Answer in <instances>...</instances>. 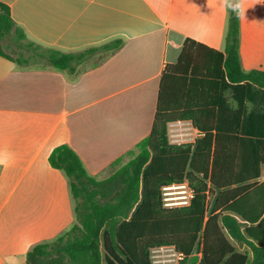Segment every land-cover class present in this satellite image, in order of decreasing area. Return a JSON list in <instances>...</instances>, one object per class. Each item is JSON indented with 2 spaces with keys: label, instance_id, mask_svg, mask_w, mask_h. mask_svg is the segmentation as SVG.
Here are the masks:
<instances>
[{
  "label": "crops",
  "instance_id": "1",
  "mask_svg": "<svg viewBox=\"0 0 264 264\" xmlns=\"http://www.w3.org/2000/svg\"><path fill=\"white\" fill-rule=\"evenodd\" d=\"M26 40L77 53L114 40L73 74L0 57V264H25L35 245L74 223L63 172L48 156L65 144L102 180L132 159L149 135L166 64L191 39L224 50L230 0H0ZM242 71L264 72V0H237ZM170 144L200 136L172 123ZM259 182L264 181V167Z\"/></svg>",
  "mask_w": 264,
  "mask_h": 264
},
{
  "label": "trees",
  "instance_id": "2",
  "mask_svg": "<svg viewBox=\"0 0 264 264\" xmlns=\"http://www.w3.org/2000/svg\"><path fill=\"white\" fill-rule=\"evenodd\" d=\"M230 3L223 52L186 39L176 62L164 66L150 133L132 159L97 180L67 145L50 152V167L67 179L74 223L33 246L25 264H151V251L166 247L184 257L179 264H264V72L240 67L237 0ZM5 39L27 55L12 58L0 44L1 58L70 74L122 45L70 54L42 48L0 3ZM186 122L200 137L170 144L168 125ZM172 185H186V206H163L161 189Z\"/></svg>",
  "mask_w": 264,
  "mask_h": 264
},
{
  "label": "rangeland",
  "instance_id": "3",
  "mask_svg": "<svg viewBox=\"0 0 264 264\" xmlns=\"http://www.w3.org/2000/svg\"><path fill=\"white\" fill-rule=\"evenodd\" d=\"M0 44L2 45L3 47V51L5 54L9 55L10 57L12 58H17L19 56V53L22 52V54L24 56H26L27 54H25L24 51H20L18 50L13 44H11V42L7 39L5 40H1L0 41ZM170 133L167 132V136H168V139L171 140L173 139L172 137H170L169 135ZM182 185L179 186H176V187H179V188H175V189H172L170 190L169 192H171L172 194L168 197L172 198L170 201L168 202H165L167 204H172V207H169V208H176V207H183V206H186L184 203L185 201V197H188L189 196V191L187 189V187H181ZM161 198L163 199L164 196L162 195V191H161ZM190 197H188V200L187 202L189 201ZM162 203L164 204V201L162 200ZM168 208V207H167ZM234 246H236L235 243H232ZM172 252L171 251H165V252H158V253H152L151 254V264H175V261H174V257L172 256L171 254ZM154 260H159L160 262L158 263H153Z\"/></svg>",
  "mask_w": 264,
  "mask_h": 264
},
{
  "label": "built area",
  "instance_id": "4",
  "mask_svg": "<svg viewBox=\"0 0 264 264\" xmlns=\"http://www.w3.org/2000/svg\"><path fill=\"white\" fill-rule=\"evenodd\" d=\"M180 187V186H179ZM179 187H176L175 185H172V186H169V187H164V188H162L161 189V191H162V195L164 196V198L162 199L163 201H164V204H163V206L165 207V208H169V207H172V204H167V203H165V202H168V201H170L172 198H170V197H168V196H170L172 193L171 192H169L170 190H172V189H175V188H179ZM181 187H186V185H182ZM189 191V190H188ZM190 193V192H189ZM188 197H191V195L189 194V196ZM188 197H185V201L184 202H182V203H184L185 205L188 203L187 202V200H188ZM171 251L172 253V256L174 257V261H175V264H179L181 261H183L184 260V257L181 255V254H179V253H177L172 247H166V248H158V249H154V250H152L151 251V254L152 253H158V252H165V251ZM158 262H160L159 260H154L153 261V263H158Z\"/></svg>",
  "mask_w": 264,
  "mask_h": 264
},
{
  "label": "water",
  "instance_id": "5",
  "mask_svg": "<svg viewBox=\"0 0 264 264\" xmlns=\"http://www.w3.org/2000/svg\"><path fill=\"white\" fill-rule=\"evenodd\" d=\"M232 6H235L234 4H232Z\"/></svg>",
  "mask_w": 264,
  "mask_h": 264
}]
</instances>
